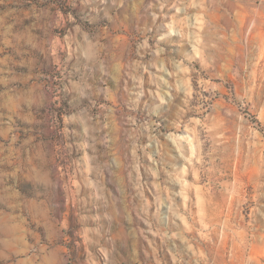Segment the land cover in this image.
<instances>
[{"label": "clouds", "instance_id": "obj_1", "mask_svg": "<svg viewBox=\"0 0 264 264\" xmlns=\"http://www.w3.org/2000/svg\"><path fill=\"white\" fill-rule=\"evenodd\" d=\"M0 264H264V0H0Z\"/></svg>", "mask_w": 264, "mask_h": 264}, {"label": "rangeland", "instance_id": "obj_2", "mask_svg": "<svg viewBox=\"0 0 264 264\" xmlns=\"http://www.w3.org/2000/svg\"><path fill=\"white\" fill-rule=\"evenodd\" d=\"M149 43H151V40L149 41ZM221 115H222V113H221ZM251 119H252V121L254 123H258L259 120H260V113L259 112H256L254 115H252Z\"/></svg>", "mask_w": 264, "mask_h": 264}]
</instances>
